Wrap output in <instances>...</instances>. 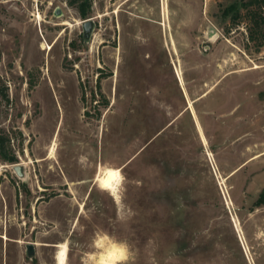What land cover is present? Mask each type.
<instances>
[{"label":"rangeland","instance_id":"1","mask_svg":"<svg viewBox=\"0 0 264 264\" xmlns=\"http://www.w3.org/2000/svg\"><path fill=\"white\" fill-rule=\"evenodd\" d=\"M91 2L0 0V264H264V0Z\"/></svg>","mask_w":264,"mask_h":264},{"label":"clouds","instance_id":"2","mask_svg":"<svg viewBox=\"0 0 264 264\" xmlns=\"http://www.w3.org/2000/svg\"><path fill=\"white\" fill-rule=\"evenodd\" d=\"M120 180L123 182L122 176ZM103 239L107 241V244L105 246L98 243L102 251L98 257L93 258L92 264H127L132 257L127 242L112 239L107 235Z\"/></svg>","mask_w":264,"mask_h":264},{"label":"bare ground","instance_id":"3","mask_svg":"<svg viewBox=\"0 0 264 264\" xmlns=\"http://www.w3.org/2000/svg\"><path fill=\"white\" fill-rule=\"evenodd\" d=\"M36 19L39 21L42 19V15L41 13H37L35 14ZM39 23V22H38ZM41 48L42 49H52V45L48 44L46 41H44L41 44ZM182 79V78H181ZM203 139L204 141H206V137L203 135ZM55 146L52 147L51 153L48 156L49 158L52 157L53 158V152H54ZM109 170L115 171V170H119L120 173V177H121V171L118 168H112V167H108L105 171H102L99 173L98 177H97V182L100 184V186L105 189V190H109L112 191L113 193L117 191L118 185L116 184L114 181L112 182L113 188L115 189V191H113V188H108V187H104L103 186V182L107 181L109 179L107 173ZM6 237V236H5ZM7 238V237H6ZM59 247L58 251H57V262L58 264H66L67 263V257H68V246L67 243L63 242L57 245ZM63 253V256H61L60 254Z\"/></svg>","mask_w":264,"mask_h":264},{"label":"water","instance_id":"4","mask_svg":"<svg viewBox=\"0 0 264 264\" xmlns=\"http://www.w3.org/2000/svg\"><path fill=\"white\" fill-rule=\"evenodd\" d=\"M56 15H61V9L57 8ZM83 36L86 41H89L93 35L96 22L94 18L90 17L83 20ZM14 170L20 178L25 179L27 177L26 166L23 163H17L14 166ZM27 253L30 257L35 255V243H28L27 244Z\"/></svg>","mask_w":264,"mask_h":264},{"label":"trees","instance_id":"5","mask_svg":"<svg viewBox=\"0 0 264 264\" xmlns=\"http://www.w3.org/2000/svg\"><path fill=\"white\" fill-rule=\"evenodd\" d=\"M71 4H74L77 6L80 14L82 17H88V14L90 13L92 2L91 0H69ZM4 140L0 137V149L4 147ZM8 160L11 162H14L16 160L15 156L8 157ZM259 200L264 201V193H262L259 197Z\"/></svg>","mask_w":264,"mask_h":264},{"label":"snow or ice","instance_id":"6","mask_svg":"<svg viewBox=\"0 0 264 264\" xmlns=\"http://www.w3.org/2000/svg\"><path fill=\"white\" fill-rule=\"evenodd\" d=\"M109 179L107 181L103 182V186L104 187H108V188H113L112 182L114 181L116 184H119L120 182V173L119 170H109L107 173ZM113 191H115V189L113 188ZM61 256H63V253L60 254Z\"/></svg>","mask_w":264,"mask_h":264}]
</instances>
